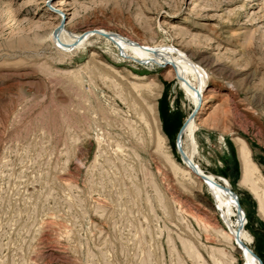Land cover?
I'll return each mask as SVG.
<instances>
[{"label": "rangeland", "instance_id": "rangeland-1", "mask_svg": "<svg viewBox=\"0 0 264 264\" xmlns=\"http://www.w3.org/2000/svg\"><path fill=\"white\" fill-rule=\"evenodd\" d=\"M60 25L181 49L208 74L203 101L103 36L62 50ZM196 108L194 160L231 180L264 264V215L240 184V140L264 180V0H0V264H224L215 248L244 264L219 232L236 217L174 166Z\"/></svg>", "mask_w": 264, "mask_h": 264}, {"label": "bare ground", "instance_id": "bare-ground-1", "mask_svg": "<svg viewBox=\"0 0 264 264\" xmlns=\"http://www.w3.org/2000/svg\"><path fill=\"white\" fill-rule=\"evenodd\" d=\"M93 35L103 36L108 42L113 43L119 49L123 57L170 68L173 74L179 79L184 90L192 97L195 107L203 101L204 92L207 89V72L200 66V64L192 61L184 51L175 48L172 45L151 46L142 44L101 27L88 29L82 33L69 32V30L62 25L56 27L51 33V39L62 50H72L84 45L85 42ZM194 130L195 114L191 115L187 119L180 131V146L183 151L181 155L185 166L182 167L179 164L174 163L175 168L183 174H194L200 177V179H202V181L211 188L216 198L217 206L223 210V214L227 217L230 215H234L236 217L235 226L231 227V225H229V231L220 229L219 232L225 239L231 241L241 252L244 258V264H263L262 259L259 258L253 247L250 246L253 236L246 229L248 215L245 208L241 205L240 196L232 189L233 185L231 180L226 176L216 175L214 173L204 171V169L194 160V153L197 151ZM184 136L188 137L190 140L189 145H191V149L189 151L183 147ZM244 141L240 140V151L243 162L242 179L240 184L252 191L258 201L259 212L264 215V189L260 186L261 184L264 186V180L261 182L262 180L260 177L259 167L251 159L249 147ZM183 242L184 247L191 255L196 258L201 257L198 252L199 250L197 251L192 243L187 242V240H184ZM213 251H217L216 253H218V257L214 262L219 263L224 260V264L235 263V259L232 256L230 257V260L225 259L227 254L222 248H215Z\"/></svg>", "mask_w": 264, "mask_h": 264}, {"label": "water", "instance_id": "water-1", "mask_svg": "<svg viewBox=\"0 0 264 264\" xmlns=\"http://www.w3.org/2000/svg\"><path fill=\"white\" fill-rule=\"evenodd\" d=\"M196 110H197V108L194 110V112L191 114V115H194L195 114V112H196ZM184 125V124H183ZM182 128V127H181ZM181 131V130H180ZM180 134H178V136H177V148H178V150L181 152V154H182V148H181V144H180V139H181V132H179Z\"/></svg>", "mask_w": 264, "mask_h": 264}]
</instances>
